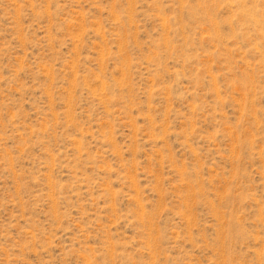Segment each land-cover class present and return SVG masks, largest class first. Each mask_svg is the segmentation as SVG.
<instances>
[{
    "label": "rangeland",
    "instance_id": "1",
    "mask_svg": "<svg viewBox=\"0 0 264 264\" xmlns=\"http://www.w3.org/2000/svg\"><path fill=\"white\" fill-rule=\"evenodd\" d=\"M0 264H264V0H0Z\"/></svg>",
    "mask_w": 264,
    "mask_h": 264
}]
</instances>
